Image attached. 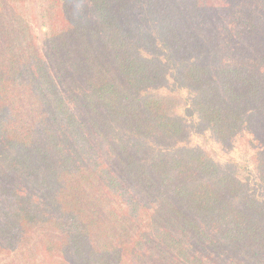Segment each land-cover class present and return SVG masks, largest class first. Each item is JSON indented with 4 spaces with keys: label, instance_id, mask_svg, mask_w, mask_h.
Wrapping results in <instances>:
<instances>
[{
    "label": "trees",
    "instance_id": "1",
    "mask_svg": "<svg viewBox=\"0 0 264 264\" xmlns=\"http://www.w3.org/2000/svg\"><path fill=\"white\" fill-rule=\"evenodd\" d=\"M190 130L249 134L264 189V0H0V264H264Z\"/></svg>",
    "mask_w": 264,
    "mask_h": 264
},
{
    "label": "rangeland",
    "instance_id": "2",
    "mask_svg": "<svg viewBox=\"0 0 264 264\" xmlns=\"http://www.w3.org/2000/svg\"><path fill=\"white\" fill-rule=\"evenodd\" d=\"M43 30V27L37 26L36 31L38 34H41ZM156 48L160 49V46ZM178 95L182 98L183 103L187 93L184 89H182L179 91ZM184 107L185 104L176 105V113L182 115ZM183 117L186 118L185 120L189 124H191L194 118V116L188 115H184ZM180 144L191 147L199 146L204 149L221 167L226 165L233 167L235 171H237V175L243 179L248 193L255 195L258 199L261 198L264 200V195L260 191H264V189H260L257 184L256 174L251 159V155L253 153V147L251 145H254L255 141L249 134H245L241 138L238 137L230 147L226 148L218 145V143L213 140L209 131L202 130V132L198 134L195 131L190 130L189 138Z\"/></svg>",
    "mask_w": 264,
    "mask_h": 264
}]
</instances>
